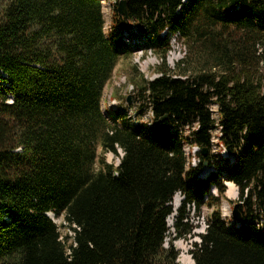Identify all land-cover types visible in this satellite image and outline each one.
I'll list each match as a JSON object with an SVG mask.
<instances>
[{
	"label": "trees",
	"instance_id": "1",
	"mask_svg": "<svg viewBox=\"0 0 264 264\" xmlns=\"http://www.w3.org/2000/svg\"><path fill=\"white\" fill-rule=\"evenodd\" d=\"M103 1L0 5V264H178L174 242L205 206L195 264H264V0H126L128 19L116 0L107 33ZM175 37L212 66L168 67ZM139 51L162 56L159 76L136 107L103 111L120 58ZM226 182L241 221L222 216Z\"/></svg>",
	"mask_w": 264,
	"mask_h": 264
},
{
	"label": "rangeland",
	"instance_id": "2",
	"mask_svg": "<svg viewBox=\"0 0 264 264\" xmlns=\"http://www.w3.org/2000/svg\"><path fill=\"white\" fill-rule=\"evenodd\" d=\"M7 0H0V5ZM116 0H104L102 2V11H103V17H104V31L107 33L111 27L112 23V13L114 9V3ZM118 7V6H117ZM199 43H196L193 41L192 38L190 39H178L175 37L173 39V48L172 51H170L167 55V66L170 68H174L178 62L185 61V65H183L185 68L192 69L194 63L196 60H198V55L203 54V57L201 58L206 59L209 61V65L212 66L214 63V59L209 57V54L207 51L205 53H199L197 56H195L196 51H203L199 47ZM165 60V61H166ZM189 61V62H188ZM164 60L162 59V56L155 53V52H144V54L139 51L135 52L133 55L129 57H122L120 58V61L118 62L112 78L107 83L103 99H102V110H108L110 108H122L125 106H137L139 101H137L138 95H139V87H141L145 81L153 80L157 76H159V73H157V67L160 64H163ZM218 70V69H216ZM129 99V100H128ZM214 111H217V107H213ZM217 118V116H216ZM123 156V152L120 151V157L116 156L114 153L108 152L104 153L102 148H98V160L100 158H104L108 163H113L116 166L119 165L120 158ZM99 163H96V169H99ZM227 183V182H226ZM225 183V185H226ZM237 190V196L231 198L228 196V190L224 194V198L222 199L221 203V212L224 219H227L228 221H233L232 217V211L235 204H240L239 201V190L235 186ZM215 192V191H214ZM177 202V209L180 207L181 204V196H176ZM231 201V202H230ZM175 205V201H174ZM214 211V208H209L205 206L203 208L201 216L198 218L196 216V212H192L193 222L196 226L194 230V236L185 241V240H176L174 242L176 248L180 252V256L182 259V264H191L192 255L191 250L194 248L193 244L200 241L199 235L203 234L205 232V226L207 225V219L208 216ZM54 222L58 225L59 231L63 237H65L66 234L72 235V233L69 232L68 226L65 222V219L63 216L55 217L53 214L50 215ZM169 225L173 226L174 220L173 217L169 220ZM172 221V222H171ZM174 232V231H173ZM173 238V235L168 238V243ZM190 260V262L188 261Z\"/></svg>",
	"mask_w": 264,
	"mask_h": 264
},
{
	"label": "built area",
	"instance_id": "3",
	"mask_svg": "<svg viewBox=\"0 0 264 264\" xmlns=\"http://www.w3.org/2000/svg\"><path fill=\"white\" fill-rule=\"evenodd\" d=\"M143 53V52H142ZM219 131L220 130H217L215 133H214V136L212 138V144H213V149H212V152L216 155H219V157H228V151H227V148L226 146L220 142L219 138H220V134H219ZM200 151V148L197 147V146H194V147H187L186 148V154L188 156V159L189 161L191 162L192 166H197V164L200 162V160L197 158V154L198 152ZM209 170L208 167H205L204 171H207ZM215 191V192H214ZM213 193L215 195H217V190H214ZM181 200H182V197H181ZM235 222V221H233ZM207 229V225L205 226V231ZM205 233V232H204ZM200 242V241H199ZM192 255V254H191ZM180 256V255H179ZM193 258V256H192ZM193 262L194 259H192ZM182 259L181 257H179L177 259V263L178 264H182Z\"/></svg>",
	"mask_w": 264,
	"mask_h": 264
},
{
	"label": "water",
	"instance_id": "4",
	"mask_svg": "<svg viewBox=\"0 0 264 264\" xmlns=\"http://www.w3.org/2000/svg\"><path fill=\"white\" fill-rule=\"evenodd\" d=\"M117 12H118V14L120 16H124L127 19L129 18V16H128V10H127V1L126 0H121L119 2L118 7H117ZM227 151H228V154L231 155V151L229 149H227ZM203 152H204V154H206V150H204ZM205 165L207 166V164H205ZM178 201H180V200H178ZM175 206L177 208V199L176 198H175ZM232 217H233V221H241L242 220L243 216H242L240 204H235L234 205L233 211H232ZM194 264H195V262H194Z\"/></svg>",
	"mask_w": 264,
	"mask_h": 264
},
{
	"label": "bare ground",
	"instance_id": "5",
	"mask_svg": "<svg viewBox=\"0 0 264 264\" xmlns=\"http://www.w3.org/2000/svg\"><path fill=\"white\" fill-rule=\"evenodd\" d=\"M226 184H227V187L229 188L228 193H227L228 196L231 197V198L237 196V190L235 188V185L232 184V183H226ZM178 202H177V204H178ZM50 215H52V214H50ZM188 261L190 262V260H188ZM191 264H194V262L192 260H191Z\"/></svg>",
	"mask_w": 264,
	"mask_h": 264
}]
</instances>
